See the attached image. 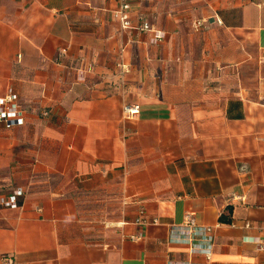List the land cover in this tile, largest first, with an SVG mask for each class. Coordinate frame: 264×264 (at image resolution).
I'll return each mask as SVG.
<instances>
[{
  "label": "crops",
  "instance_id": "0c3cea01",
  "mask_svg": "<svg viewBox=\"0 0 264 264\" xmlns=\"http://www.w3.org/2000/svg\"><path fill=\"white\" fill-rule=\"evenodd\" d=\"M118 7L0 0V264H264V0Z\"/></svg>",
  "mask_w": 264,
  "mask_h": 264
},
{
  "label": "built area",
  "instance_id": "2783aa9c",
  "mask_svg": "<svg viewBox=\"0 0 264 264\" xmlns=\"http://www.w3.org/2000/svg\"><path fill=\"white\" fill-rule=\"evenodd\" d=\"M119 7L114 12L115 19L119 22L120 26H122L125 30L131 31H142V32H154L155 40H162L164 35L161 32H158L154 29L151 23L147 22L143 18H140L138 22L133 23L132 21V6L136 0H118ZM202 23L197 24V26H201ZM124 73L129 72L127 67H123ZM139 106H126L125 113L129 116L139 115ZM23 109L21 105L18 103V97L14 93H9L4 98H0V125H3L7 129L20 127L24 124L25 118ZM21 190L15 191L7 201H4V205L6 206H15L17 204L18 198L23 196ZM145 212L142 210L139 214V219L137 220L138 225L146 224L145 220ZM194 218L190 215H187L185 226L193 225ZM211 232L210 229H207ZM142 237H133L132 240H141Z\"/></svg>",
  "mask_w": 264,
  "mask_h": 264
},
{
  "label": "trees",
  "instance_id": "16d2710c",
  "mask_svg": "<svg viewBox=\"0 0 264 264\" xmlns=\"http://www.w3.org/2000/svg\"><path fill=\"white\" fill-rule=\"evenodd\" d=\"M222 220H224V219L222 218Z\"/></svg>",
  "mask_w": 264,
  "mask_h": 264
}]
</instances>
